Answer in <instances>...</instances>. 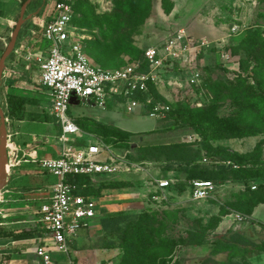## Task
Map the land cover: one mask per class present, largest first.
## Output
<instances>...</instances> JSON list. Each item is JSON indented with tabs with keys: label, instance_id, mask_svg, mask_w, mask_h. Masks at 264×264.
I'll use <instances>...</instances> for the list:
<instances>
[{
	"label": "rangeland",
	"instance_id": "1",
	"mask_svg": "<svg viewBox=\"0 0 264 264\" xmlns=\"http://www.w3.org/2000/svg\"><path fill=\"white\" fill-rule=\"evenodd\" d=\"M54 1L31 0L26 7L25 22L16 46L5 62L0 87V105L5 113L7 131L9 133L16 132V129L20 131L19 135L11 134V138H8L15 160L22 158L26 148H30V154L27 155L30 158L42 157L39 152H43V146L51 148L54 156H58L59 149L62 148L57 132L49 130L47 136L38 135L43 133L44 87L39 82L34 55L43 53V36L40 29L36 34L32 33L35 26L33 19H46ZM82 1H87L92 6L95 15H103L119 9L121 0L76 1V22H85L87 25L81 27L76 23L83 30L84 41L99 38L103 32L101 28L91 26L92 18L83 20L87 12L86 5H80ZM25 2L26 0H0V58L11 41ZM143 20L132 31L130 40H127L125 49L131 53H123L121 55L123 62L118 60L120 64L112 67H121L129 62H143L146 49L165 45L179 30H184L186 41L192 50L187 52V61H185L187 58H180L176 62H168V65L162 68L167 75L152 86L146 95L147 106L139 109L141 112H128L124 104L118 107V113L113 108L103 109L97 104L70 105L69 114L79 124L82 137L71 138L69 143L100 141L111 145L117 154L134 162H156L152 167L153 171L120 174L97 178L94 181L92 190L100 194L103 218L111 222L119 219L117 221L119 224L116 227L103 228L102 218L98 219V224L92 226V231L84 234L83 238L92 240L93 236L97 246L111 248L118 252V256L120 252V264H185V260L190 256H193L195 262L190 261L187 264H222L219 260L225 255L212 256L210 244H205L204 251L203 245L183 246L182 243L189 236V232L195 230L202 232L209 226H216V230L220 229L225 233L228 230H243L258 244L264 242V222L251 221L249 218L239 221L237 215L231 212L236 211L241 214L240 216L246 217L247 206L255 201H264V179L261 177L232 179L227 189L214 193L206 200L190 199L189 181L187 182L189 175L182 170L184 167L181 165L174 166L175 161H167L174 154L171 146L176 144H189V147L184 146L180 151L183 157L188 155H193L195 159L202 157L203 153L206 154L201 148L202 138L200 146V140L195 143L198 138L190 125L167 116L151 117L147 113L155 106H164L168 108V112H195L202 108L205 109L202 112L205 116L214 114L217 118L236 117L242 108L239 100L244 98L241 88L257 86L258 78L254 72L257 51L252 45L253 42H264V0H151L150 12ZM125 32L124 35L128 36L127 31ZM262 52L264 53V48ZM260 56L263 57L264 54ZM93 61L97 63L94 59ZM194 74L197 75V81L192 83L190 78ZM244 78L247 80L243 81ZM137 114L140 116H136ZM24 121L36 123L28 125L26 130L37 136L31 138L21 133L22 129L17 124H23ZM205 125L209 131L208 138L212 151L227 148L234 151L242 160L264 162V133L216 139L217 132L214 130L218 125L212 122ZM159 131H163L164 135H158ZM1 135L0 120V138ZM195 144L197 146H194ZM32 164L31 174L42 176L44 170L41 166ZM16 168L10 170V178L13 180L22 175L21 171L15 170ZM172 169L176 172L172 171L169 174L170 172L166 171ZM167 175L180 178L181 181L166 191V203L161 206L151 204L148 200L150 189L146 181L148 178H163L168 177ZM231 175L233 173L229 172V176ZM142 180L145 181V185L141 183ZM247 197H251L249 202L242 200ZM33 200L34 203L30 204L27 212L28 216L25 217L32 221L37 215L38 206L43 203V197ZM154 214L158 216L151 225V236L145 239L147 230L141 231L143 218ZM228 215L232 221L223 223ZM161 220L164 221V231L159 238L166 240L163 245L155 235L156 229L160 227L158 221ZM223 224L225 227L221 228L220 225ZM126 228L129 229L128 235L134 239L128 250L120 246L126 237L124 232L121 234L118 231ZM215 231L211 229L204 231L210 234L208 242L214 239ZM136 232L137 236L134 237ZM160 245L167 248L162 251ZM143 256L145 259L142 261ZM238 259L235 258L234 261L239 264H250L246 260Z\"/></svg>",
	"mask_w": 264,
	"mask_h": 264
},
{
	"label": "built area",
	"instance_id": "2",
	"mask_svg": "<svg viewBox=\"0 0 264 264\" xmlns=\"http://www.w3.org/2000/svg\"><path fill=\"white\" fill-rule=\"evenodd\" d=\"M75 2L55 0L50 18L44 24L43 19H33L49 43L43 53L34 56L39 82L51 96L48 112L60 126L58 139L62 146L58 157L34 160L42 169L58 178L52 185L50 201L41 204L36 215L37 223L50 238L49 242H41L36 249L42 264H74L71 242L81 230L90 228L94 219L101 214L99 198L83 192L87 184H80L78 176H89L95 181L97 178L143 170L140 164L117 154L111 145L95 140L69 143L71 138L82 137L80 126L69 114L70 105L85 103L105 107L114 100L124 104L128 112H133L140 105L145 106V94L150 91L151 85L161 81L165 72L162 68L168 62L187 58V52L192 50L184 30H179L165 45L146 49L143 62H129L116 68L102 67L85 50V35L74 22ZM190 80L195 83L197 75L194 74ZM167 110L164 106H155L149 115L165 117ZM203 161L212 162L207 157ZM224 163L230 164V161ZM146 182L151 193L148 197L151 204L161 206L166 203V191L174 181L156 177L148 178ZM189 182V193L193 200H206L217 189L216 182L211 179L195 178ZM237 217L244 219L240 215Z\"/></svg>",
	"mask_w": 264,
	"mask_h": 264
},
{
	"label": "trees",
	"instance_id": "3",
	"mask_svg": "<svg viewBox=\"0 0 264 264\" xmlns=\"http://www.w3.org/2000/svg\"><path fill=\"white\" fill-rule=\"evenodd\" d=\"M119 3L121 4L119 9H116L114 12L105 13L103 15H95L93 13L95 11L87 1H82L80 4L81 6L86 5L87 15L83 17V20L92 18L91 26H99L103 31L101 37L84 41L83 44L85 50L88 55L97 62V64L106 68H115L112 67V65L120 64L117 62L118 60L123 62L121 60V55L123 53H131V51L125 49L127 40H130L132 31H134L136 29L135 27L139 26L140 23L144 21L143 19L148 16V13L151 9V0H121ZM75 8L76 2L74 5V9ZM140 16H142L141 20ZM74 22L75 24H79L81 27L86 25L85 22H76V19H74ZM125 31H127L128 36L124 35V33H126ZM127 45L131 46V44ZM252 48L256 49L257 51V65L254 69V72L257 74L258 78L256 81L257 86L248 85V88H241L244 93L242 97L244 98L239 100L242 108L236 117L217 118V116L214 114L211 116H205L202 114L205 109L202 108L195 110V112H165L167 118H172L175 121L186 123L187 125H190L194 128V130L202 138V149L205 151L207 158L212 161L211 163L208 162L200 164L193 155L183 157L180 154V151L184 148V146L189 147V145L176 144L171 146V150L174 153L172 157H174H171L169 161H166H177L181 167H184L182 170H184L189 175V177H187L189 181L195 178H201L211 179L217 183H223L232 179H251L256 177H261L264 179L263 161L250 159L242 160L234 151L227 148L218 151H212V147L209 142L210 139L208 138L209 131L206 129L205 125L208 122H212L214 125L216 123L218 125L217 129L215 128L214 130V132H217V136H215V138L217 137L216 139L228 137H247L250 135H255L256 133H264V56H260L264 54L262 52L264 48V42H253ZM144 66L147 68L146 65ZM246 80L247 79L245 78L243 79V81ZM152 86L153 85L150 86V89ZM141 99L143 98L141 97ZM148 106L153 107L151 105ZM214 118L216 120H214ZM216 160L219 161V163H214ZM227 161H230V164L224 163ZM229 172L233 173V175L229 176ZM220 173L222 175H219ZM77 180L80 184H87V187L83 189L84 193L92 194L97 198H100V194L97 191L92 190L94 187V181L89 176H78ZM188 189L190 191V182L188 184ZM149 194L151 195V193ZM251 197L242 198V200L249 202ZM261 202L264 201H255L252 203V205L247 206V213H251L253 207ZM157 216V214H154L143 218L141 231L143 232L144 230H147L144 236L145 239H148V237L151 236V225L154 223V220L157 218ZM103 217L104 210L101 207V214L98 215L94 220L98 221V219L102 218L101 224L103 228H109V226L116 227L119 224V222H117L119 219H114L111 222L110 220H105L106 218ZM158 223L160 227L156 229L155 235L159 238L164 231V221L161 220L158 221ZM119 229V233L122 234V232H124L126 237L124 242L121 241L120 246L125 250H128L129 244L132 243L134 239L128 235L129 229ZM206 229L215 231L216 226L206 227L202 232L199 230L189 232V236L183 241L182 245L202 246L205 244H210L212 256L225 255V257L223 256L222 259L219 260L222 264H239L237 261H234L235 258L245 260V258L259 255L262 251H264V242L258 244L253 237L246 235L244 231L228 230L224 234H214V239L212 242H208L210 234H206L204 232ZM138 230L140 229H137V231ZM135 236H137V232L134 234V237ZM158 240L162 245L166 241L163 238H159ZM142 243L143 242H139V244ZM162 245H160L161 250L164 251L167 247ZM143 259H145V256L141 258L142 261Z\"/></svg>",
	"mask_w": 264,
	"mask_h": 264
},
{
	"label": "crops",
	"instance_id": "4",
	"mask_svg": "<svg viewBox=\"0 0 264 264\" xmlns=\"http://www.w3.org/2000/svg\"><path fill=\"white\" fill-rule=\"evenodd\" d=\"M49 13L50 11L48 12L46 19L43 18V24L50 18ZM38 29L41 30L40 27L35 25L32 30L33 35L36 34L34 33V31H37V32L39 31ZM48 45L49 43L43 38V51L48 47ZM166 75L167 73L164 72L162 79L164 76L166 77ZM2 79H3V76H2ZM0 87H1V82H0ZM120 103L121 102L111 100L107 103L105 107H102V108L103 109L113 108L117 112L118 107L122 106V104ZM50 104H51V96L48 93V91L44 88L43 90V133L38 134L41 137L47 136L49 133V130L53 132H57L58 136L61 131L60 126L57 124L54 116H52L48 112V108ZM74 104H77V103H74ZM146 106L147 104L145 100V106L140 105L133 112L134 113L141 112L140 110L143 107L146 108ZM136 116H140V115L137 114ZM97 119H98V116H97ZM30 124H36V123L24 121L23 124H17V125H20L22 129L21 133H23L24 135H27V137L32 138L33 136H37V134L33 132H30V133L27 132L26 127H28V125ZM7 133H8V138L9 137L11 138V134L19 135L20 131L19 129H16V132L14 133L12 132L9 133V131H7ZM157 133L158 135L160 134L164 135L163 131H159ZM195 134L197 135V138H198L197 140H195V143H198V141L200 140L199 145L201 146V136L196 131H195ZM8 138H7V151H8V157H9L8 168L11 169L13 167L15 168L17 167L15 170L21 171L22 175H19V177L16 180H13L12 178H10V170H9L8 179L6 183L4 184L3 188L0 190V264H42L40 258L36 255V249L41 242L43 243L47 241L49 242L50 238L46 237V234H45L46 230L44 228L42 229V227L39 226V224L37 223L36 216H34L33 221L25 217L28 216L27 212L30 209V204L34 203V200H33L34 198L38 199L41 196L43 197V203H47L50 201V197L52 195V185L58 181V178L57 176L49 173L48 171H45L44 169H43L44 173L42 176L31 174V172H33L32 163H36V165H39L37 162H34V160L36 159L38 160L42 158L43 159L44 158H55V157H58L60 153L58 154V156H54L52 155L53 154L52 152L54 151H52L51 148H49L48 146L46 147L43 146V152L39 150L40 151L39 155H41L42 157L30 158L27 156L28 154H30V151H29L30 148L29 149L26 148L23 151V153L25 154H22V158L19 157L18 159L15 160V155H14L11 145L9 144ZM0 141H1V138H0ZM194 146H197V144H195ZM191 147H193V145H191ZM59 152H61V148L59 149ZM205 155L206 154L203 153L202 157H199L197 159V162H199L200 164L208 163V162L203 161L204 158L206 157ZM129 160L131 162H134L131 159ZM134 163L140 164L143 170H140L139 172L144 173V172L151 171L152 167H154L155 165L154 163L156 162L140 161V162H134ZM9 165H11V167H9ZM173 165L178 166L179 164L177 163V161H175ZM166 171L170 172L169 174H171V172L175 171V169L166 170ZM135 173L137 174V172L124 173V174H135ZM163 178L172 179L174 181V184L181 181V179L177 177L168 176V177H163ZM142 181L143 182L141 183L145 185V181L144 180ZM188 181L189 180H187V182ZM230 183H232L231 180H228L227 182H223V183L216 182L217 184L216 192L227 189ZM189 197L190 199H192L191 196ZM99 200L101 202L100 198ZM40 205L38 207H40ZM101 207H102V203H101ZM3 210H5V212H3ZM231 212H233L235 215H241L239 212H236V211H231ZM242 217L244 219L242 220L239 219V221L247 220V218H249L251 219V221L256 220L259 222H264V202H261L255 205L251 213H248L246 217L244 216ZM230 218H231L230 215H228L227 218H225L223 223H226V221L227 223L231 222L232 220ZM97 224H98L97 220H94L90 228L81 230L79 235L71 242L70 252L74 260V264H120L121 262L120 252L118 256V252L114 251L111 248H105V247L102 248L100 246H97L93 236H92V240L83 238V235L90 233L92 231V226L97 225ZM220 226L221 228L225 227L224 224ZM240 231H243V230H240ZM220 233L224 234L225 232L221 231L220 229L219 230L217 229L214 232V234H220ZM203 246L205 247H203L202 249L205 251L206 245H203ZM203 250L202 252H204ZM189 258L185 260L186 261L185 264H187L190 261L195 262L192 259L193 256H190ZM245 260L248 261L250 264H264V251H262V253H260L259 255H254L252 257L245 258Z\"/></svg>",
	"mask_w": 264,
	"mask_h": 264
},
{
	"label": "water",
	"instance_id": "5",
	"mask_svg": "<svg viewBox=\"0 0 264 264\" xmlns=\"http://www.w3.org/2000/svg\"><path fill=\"white\" fill-rule=\"evenodd\" d=\"M30 2L31 0H26L24 5L22 6L20 17L16 23L11 41L0 58V82L4 73L6 59L9 57V55L16 46L21 28L25 22L26 7ZM0 120H1V131H2L1 141H0V190H1L9 176V168H8L9 157L7 151L8 133L6 129V117L1 105H0Z\"/></svg>",
	"mask_w": 264,
	"mask_h": 264
},
{
	"label": "bare ground",
	"instance_id": "6",
	"mask_svg": "<svg viewBox=\"0 0 264 264\" xmlns=\"http://www.w3.org/2000/svg\"><path fill=\"white\" fill-rule=\"evenodd\" d=\"M9 167H11V165H9ZM9 170H11V169L9 168Z\"/></svg>",
	"mask_w": 264,
	"mask_h": 264
}]
</instances>
